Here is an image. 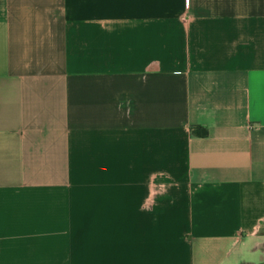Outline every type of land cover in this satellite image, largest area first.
Segmentation results:
<instances>
[{
  "label": "crops",
  "instance_id": "crops-1",
  "mask_svg": "<svg viewBox=\"0 0 264 264\" xmlns=\"http://www.w3.org/2000/svg\"><path fill=\"white\" fill-rule=\"evenodd\" d=\"M0 264H264V0H0Z\"/></svg>",
  "mask_w": 264,
  "mask_h": 264
},
{
  "label": "trees",
  "instance_id": "trees-1",
  "mask_svg": "<svg viewBox=\"0 0 264 264\" xmlns=\"http://www.w3.org/2000/svg\"><path fill=\"white\" fill-rule=\"evenodd\" d=\"M197 132V131H196ZM198 133H199V135H205L206 133H207V131L204 129V130H202V131H198Z\"/></svg>",
  "mask_w": 264,
  "mask_h": 264
}]
</instances>
